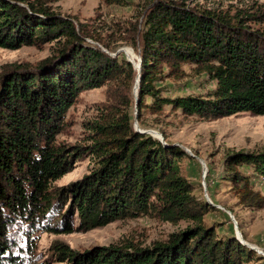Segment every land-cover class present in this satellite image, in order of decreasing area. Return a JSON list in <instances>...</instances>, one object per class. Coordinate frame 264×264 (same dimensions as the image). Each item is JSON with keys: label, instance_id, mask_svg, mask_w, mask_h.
<instances>
[{"label": "trees", "instance_id": "1", "mask_svg": "<svg viewBox=\"0 0 264 264\" xmlns=\"http://www.w3.org/2000/svg\"><path fill=\"white\" fill-rule=\"evenodd\" d=\"M56 1L0 0V48L61 44L57 57L35 69L5 66L0 73V264H22L9 225H26L28 245L36 230L73 233L74 214L84 231L141 216L191 225L152 248L128 244L76 252L55 242L60 264L248 263L254 251L233 234L219 237L213 227L204 226V216L214 207L194 197L180 174L179 161L190 157L179 146L136 131L130 107L137 82L138 117L144 109L158 114L163 106L201 121L263 116L264 34L233 25L224 15L187 9L178 0H145L141 19L126 29L140 58L138 71L124 58L83 45L73 21L47 6ZM104 2L123 5L122 0ZM184 66L195 76L205 75L215 88L205 96L162 98L156 84L167 77L182 79ZM106 84L116 99L99 108L90 127L91 145H57L79 94ZM84 155L94 158V170L53 189ZM224 167V180L238 204L264 209V194L251 184L252 177L264 184V151H227ZM67 202L70 211L64 215Z\"/></svg>", "mask_w": 264, "mask_h": 264}, {"label": "rangeland", "instance_id": "2", "mask_svg": "<svg viewBox=\"0 0 264 264\" xmlns=\"http://www.w3.org/2000/svg\"><path fill=\"white\" fill-rule=\"evenodd\" d=\"M122 1L123 5H109L104 0H57L47 6L73 21L76 31L81 37L84 36L83 45L100 49L111 58H124L136 68L140 58L131 40L126 39V29L138 18L141 19L140 14L147 2ZM178 1L187 9L224 15L233 25L264 34V0ZM60 46V42L54 41L40 47L0 48V73L5 66L20 65L35 69L39 64L57 57ZM183 69L186 76L182 79L167 77L156 84L162 98L205 96L215 88V83L208 81L205 75L195 76L190 66ZM135 91L136 84L130 107L135 130L146 132L144 134L151 137L153 135L163 143L179 146L190 157L179 161L180 174L191 184L194 197L214 207L204 216V226L213 227L219 237L240 235L242 242L256 253L253 259L244 264H264V209L256 211L240 206L230 190V184L224 180V155L227 151H264V115L239 114L215 121H201L172 111L170 106H163L158 114L144 109L138 117ZM115 99L111 84L80 93L66 113L64 127L56 137V144L89 147L91 123L98 119L99 108L112 104ZM150 103V99H145V104ZM94 167V158L84 155L74 164L71 172L52 184V188L58 191L70 186L90 174ZM242 171L252 175L248 167H243ZM251 184L264 194V184L260 180L252 177ZM69 205L67 202L63 206L62 214L70 211ZM71 221L73 233L52 234L36 230L28 245L25 241L26 225L20 222L9 225V234L18 249L15 251L21 252L22 264H60L53 248L55 242H61L76 252L128 244L144 249L165 243L170 235L184 231L191 225L184 221L171 224L141 216L84 231L79 228L77 214L72 216Z\"/></svg>", "mask_w": 264, "mask_h": 264}, {"label": "water", "instance_id": "3", "mask_svg": "<svg viewBox=\"0 0 264 264\" xmlns=\"http://www.w3.org/2000/svg\"><path fill=\"white\" fill-rule=\"evenodd\" d=\"M139 66H140V62H139V64H138V66L136 67V69L139 71ZM138 87V83L136 82V88ZM135 93H136V91H135ZM136 103H137V101H136ZM139 133H146V132H140V131H138ZM152 137H154L153 135H152ZM159 140V139H158ZM161 141V140H160ZM162 142V141H161ZM242 245H244V246H246V247H248L249 249H252L250 246H248L247 244H245L244 242H242V240H241V236L240 235H238V234H236V237H235Z\"/></svg>", "mask_w": 264, "mask_h": 264}]
</instances>
